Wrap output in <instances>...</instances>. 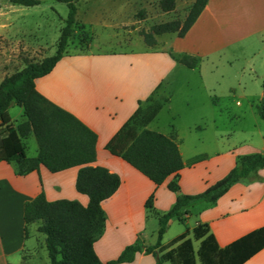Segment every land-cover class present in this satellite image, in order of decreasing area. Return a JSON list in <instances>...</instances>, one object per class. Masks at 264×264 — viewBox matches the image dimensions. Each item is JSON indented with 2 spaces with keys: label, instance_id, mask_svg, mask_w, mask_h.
I'll return each instance as SVG.
<instances>
[{
  "label": "crops",
  "instance_id": "1",
  "mask_svg": "<svg viewBox=\"0 0 264 264\" xmlns=\"http://www.w3.org/2000/svg\"><path fill=\"white\" fill-rule=\"evenodd\" d=\"M174 1L177 7L179 0ZM184 1L189 9L194 0ZM156 39L155 46L159 48L147 46L139 51L107 56L65 55L48 74L35 79V87L42 95L73 113L96 133V159L91 165L106 167L120 178L118 189L101 202L105 213L104 228L93 247L102 262L115 259L129 244L139 243L143 248L153 245L158 216L174 205L178 194L200 193L228 173L238 156L264 151V145L258 150L252 141L256 124L250 126V138L239 147L234 145L228 149L231 152L226 163L219 160L221 153L214 149L216 140L210 139L212 143L190 152L182 149L175 132L156 130L174 138L184 164L178 172L179 190L173 192L166 187L174 179L173 175L156 185L107 149L109 141L129 117L151 98L161 103L159 111L171 109L176 100L174 96L181 90L175 84L183 77L191 81L190 96L182 99L183 102L206 111H213L216 106L222 109L251 106L262 88L264 0H208L183 37L170 32ZM169 52L194 56L198 64L188 68L175 61ZM107 63L115 68L103 70V64ZM153 119L146 128L152 129L149 125ZM201 119L206 127L215 124L213 114L207 113ZM196 140L202 142L199 136ZM78 168L50 172L40 165L28 174L17 175L15 162H0V264H49L45 235L38 231L40 221L28 224L25 232L23 205L43 190L48 200H75L86 206L88 196L75 188ZM204 168L206 172L202 173ZM259 170L232 184L214 203L194 202L195 224L170 243L161 241L157 250L175 247L179 242L172 244L173 241L182 235L192 241L196 250L201 238H196L193 230L199 225L206 226L207 233L214 235L220 249L263 228L264 192L259 195L257 183L264 187V173ZM150 195H153L152 209L145 207ZM192 213L187 210L184 217L188 219ZM150 214L157 224L152 225L151 234H148ZM175 220L178 219L170 218L167 227ZM153 263V255L141 251L135 254L133 261L116 264ZM241 264H264V246Z\"/></svg>",
  "mask_w": 264,
  "mask_h": 264
},
{
  "label": "trees",
  "instance_id": "2",
  "mask_svg": "<svg viewBox=\"0 0 264 264\" xmlns=\"http://www.w3.org/2000/svg\"><path fill=\"white\" fill-rule=\"evenodd\" d=\"M12 4L32 6L40 0H8ZM68 7L64 25L60 31L55 53L40 61L29 60L24 66L0 81V162H15L17 175L37 170L40 165L50 172L78 166L75 188L88 196V204L68 199L48 200L41 190L35 197L25 201L23 219L26 226L40 221L38 231L45 235V247L49 264H116L131 262L137 252L144 251L154 257L153 264H241L264 246V227L240 238L225 249H220L206 226L194 228L196 238H201L195 250L192 241L184 236L176 238L169 250L157 248L161 245L168 221L176 217L184 222L187 207L198 200L214 203L232 184L264 167V151L240 155L235 166L214 184L197 194H178L174 205L158 216L156 241L144 248L139 243L129 244L113 260L102 262L96 255L94 241L102 233L105 213L101 202L118 189L120 178L103 166H93L96 159V133L77 116L42 95L35 87V79L48 74L67 53V46L74 34L77 7L75 0H60ZM208 0H194L183 20L172 19L154 24L148 31L141 29L143 42L154 47L156 36L175 32L183 37L195 22ZM160 7L168 12L175 6L174 0H160ZM143 12V11H142ZM177 62L188 68L198 64V58L189 54L177 55L169 52ZM264 92V77L262 80ZM22 108L24 120L16 125L11 122L8 108ZM141 106L129 117L107 144V149L119 155L156 185L162 184L170 175L174 179L167 183L170 191L177 192L178 172L183 168L182 157L174 138L146 125L157 115L160 106L142 113ZM259 117L264 120V95L256 106ZM33 135L37 144V155L29 157L25 152L24 139ZM153 208V195L145 202Z\"/></svg>",
  "mask_w": 264,
  "mask_h": 264
},
{
  "label": "rangeland",
  "instance_id": "3",
  "mask_svg": "<svg viewBox=\"0 0 264 264\" xmlns=\"http://www.w3.org/2000/svg\"><path fill=\"white\" fill-rule=\"evenodd\" d=\"M159 1L75 0L77 10L74 34L68 42L67 53L64 56L80 54L107 56L146 48L147 45L139 34L141 29L148 31L152 25L160 22L172 19L183 20L188 11V3L184 0H179L177 7L175 2L174 8L168 12L161 9ZM67 12V5L60 0H40L39 4L32 6L0 0V78L20 69L29 60L40 61L43 56L53 55ZM154 48L159 47L154 46ZM112 68L115 67L110 63L103 64L102 67L103 70ZM177 83L175 86H179L181 90L174 96L176 100L173 101L172 108L161 109L150 123V128L164 133L175 132L177 138L181 140L182 149L190 152L210 143V139L216 140L217 147L214 149L221 153L219 160L223 163H226L227 155L231 152L228 151L229 148L234 145L239 147L250 138L251 124H256L257 129L252 136L254 146L260 150V146L264 145V120L256 111L262 96V88L253 98L251 106L231 109L216 106L213 111H206L183 102L182 99H188L190 96L189 79L183 77L178 79ZM160 105L159 100L151 98L146 104H142L140 109L145 113ZM8 111L14 124L22 118L23 112L20 106L13 104ZM207 113L213 114L214 126L206 127L202 124L201 118ZM198 126L202 129H198ZM197 136L202 138V142L196 140ZM24 143L27 155L35 156L37 150L35 138L31 136L24 140ZM206 169H202V173H205ZM261 170L264 173V167L259 171ZM214 175L216 176L217 173L215 172ZM257 184L261 195L264 187L260 182ZM193 203L187 207L191 213L196 205ZM196 219L197 215L192 213V216L185 218L184 222L173 221L167 227L162 243H170L181 232H185L188 226H193ZM154 223L157 224V220L150 214L148 234H151L152 225H156Z\"/></svg>",
  "mask_w": 264,
  "mask_h": 264
},
{
  "label": "water",
  "instance_id": "4",
  "mask_svg": "<svg viewBox=\"0 0 264 264\" xmlns=\"http://www.w3.org/2000/svg\"><path fill=\"white\" fill-rule=\"evenodd\" d=\"M264 95V92H262V96Z\"/></svg>",
  "mask_w": 264,
  "mask_h": 264
}]
</instances>
